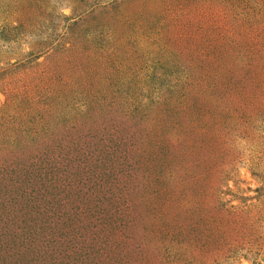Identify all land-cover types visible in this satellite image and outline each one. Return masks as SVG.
I'll return each instance as SVG.
<instances>
[{"label": "rangeland", "instance_id": "rangeland-1", "mask_svg": "<svg viewBox=\"0 0 264 264\" xmlns=\"http://www.w3.org/2000/svg\"><path fill=\"white\" fill-rule=\"evenodd\" d=\"M0 264H264V0H0Z\"/></svg>", "mask_w": 264, "mask_h": 264}]
</instances>
